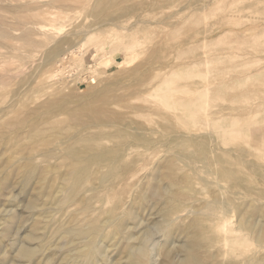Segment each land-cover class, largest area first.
I'll return each mask as SVG.
<instances>
[{"label":"rangeland","instance_id":"374dc122","mask_svg":"<svg viewBox=\"0 0 264 264\" xmlns=\"http://www.w3.org/2000/svg\"><path fill=\"white\" fill-rule=\"evenodd\" d=\"M0 19V264H264V0H1ZM172 71L184 109L154 94Z\"/></svg>","mask_w":264,"mask_h":264},{"label":"bare ground","instance_id":"6f19581e","mask_svg":"<svg viewBox=\"0 0 264 264\" xmlns=\"http://www.w3.org/2000/svg\"><path fill=\"white\" fill-rule=\"evenodd\" d=\"M1 1V0H0ZM14 1V0H13ZM82 1V0H81ZM45 1H43V3H44ZM46 2H49V1H46ZM52 2V1H51ZM8 3V2H7ZM31 3V2H30ZM42 3V4H43ZM54 3V2H53ZM50 4H52V3H50ZM49 4V5H50ZM14 5V4H13ZM54 5V4H53ZM20 7V6H19ZM25 7V6H24ZM34 7V6H33ZM51 7V6H50ZM56 7V6H55ZM2 8V7H1ZM53 8H54V6H53ZM9 9H10V7H9ZM20 9V8H19ZM44 9H45V7H44ZM66 9H68V8H66ZM65 9V10H66ZM29 10V9H28ZM45 10H47V9H45ZM201 10V9H200ZM16 11H18V10H16ZM19 11H21V10H19ZM18 11V12H19ZM27 11V10H26ZM15 12V11H14ZM17 12V13H18ZM4 13V12H3ZM17 13L16 14H14L15 16L17 15ZM35 13V12H34ZM46 13V12H45ZM14 15H13V17H14ZM41 15V14H40ZM50 15V14H49ZM53 15V14H52ZM256 15V14H255ZM263 15V14H262ZM32 16V15H31ZM37 16V15H36ZM39 16V15H38ZM46 16H47V14H46ZM45 16V17H46ZM259 16V15H258ZM35 17V16H34ZM40 17H42V16H40ZM17 18V17H16ZM32 18V17H31ZM48 18V17H47ZM251 18V17H250ZM34 19V18H33ZM16 20H18V18L16 19ZM30 20H32V19H30ZM0 21H2L1 19H0ZM261 21V20H260ZM44 22V21H43ZM6 23V22H5ZM36 23V22H35ZM38 23V22H37ZM42 23V22H41ZM45 24V23H44ZM257 24V23H256ZM36 25V24H35ZM131 25V24H130ZM28 26V25H27ZM256 26V25H255ZM261 26V25H260ZM260 26H258L257 25V29L260 27ZM264 26V25H263ZM263 26H261V27H263ZM2 27H4V26H1L0 25V28L2 29ZM37 27V26H36ZM36 27H34V28H36ZM5 28V27H4ZM4 28L2 29V30H4ZM7 28V27H6ZM10 30H12V28L13 27H8ZM7 28V29H8ZM30 28H28V30H29ZM32 29V28H31ZM45 29V28H44ZM89 29V28H88ZM87 29V30H88ZM129 29V28H128ZM262 29V28H261ZM10 30H7V32L9 31V33H11L10 32ZM91 30V29H90ZM137 30V29H136ZM256 30V29H255ZM254 29H252V31H255ZM32 31V30H31ZM43 31V30H42ZM127 31V30H126ZM0 32H2V31H0ZM81 32V31H80ZM79 32V33H80ZM88 32V31H87ZM258 32V31H257ZM256 32V33H257ZM15 33V32H14ZM33 33V32H32ZM82 33V32H81ZM86 33V32H85ZM137 33V32H136ZM252 33H254V32H252ZM256 33H255V35H256ZM0 34H3V32L2 33H0ZM16 34V33H15ZM18 34V33H17ZM35 34V33H34ZM8 35V34H7ZM21 35V34H20ZM86 35H87V33H86ZM124 35V34H123ZM246 35V34H245ZM10 36H12V35H10ZM93 34H91V35H89L88 36V38L87 39H91V38H93ZM120 36V35H119ZM3 37V36H2ZM6 37V36H5ZM122 37V36H121ZM126 37V36H125ZM128 37V36H127ZM127 37H126V39H127ZM131 37V36H130ZM246 37H248V36H246ZM251 37H253V36H251ZM264 37V36H263ZM4 38V37H3ZM24 38H26V37H24ZM120 38V37H119ZM118 38V39H119ZM86 39V40H87ZM118 39H116V40H118ZM132 39H133V36H132ZM127 40H129V39H127ZM148 40V39H147ZM133 41V40H132ZM132 41H130V42H132ZM137 41V40H136ZM35 42V41H34ZM129 42V41H128ZM129 42V43H130ZM135 42V41H134ZM138 42V41H137ZM258 42V41H257ZM36 43V42H35ZM133 43V42H132ZM204 43V42H203ZM123 44H125V42L123 43ZM137 44V43H136ZM136 44L134 43V44H129L130 46H127V47H131V48H135V46H136ZM36 45H39V44H36ZM83 45V44H82ZM82 45L80 46V48L82 47ZM139 45V44H138ZM140 45H141V43H140ZM139 45V46H140ZM122 46H124V45H122ZM126 46H124V47H126ZM143 46V45H142ZM138 47V46H137ZM79 49V48H78ZM260 50V49H259ZM58 51V50H57ZM263 51V50H262ZM261 51V52H262ZM73 52V51H72ZM56 54V53H55ZM76 54L77 55H79L77 52H76ZM74 57V56H73ZM257 57V56H256ZM255 58V57H254ZM259 59H260V57H258ZM257 58V59H258ZM262 59V58H261ZM255 60V59H254ZM75 61V60H74ZM262 61V60H261ZM260 61V62H261ZM254 63H255V61H254ZM249 64V63H248ZM250 64H253V62L252 63H250ZM248 66V65H247ZM251 66V65H250ZM259 68V67H258ZM260 72V71H259ZM250 73V72H249ZM170 74V73H169ZM188 76H190L191 75V71L190 70H188V72L186 73ZM248 74V73H247ZM246 74V75H247ZM259 74V73H258ZM249 76H250V74H248ZM253 75V74H252ZM261 75V74H260ZM178 77V74L176 73V71H172L171 72V74L169 75V76H167V77H165V79L162 81V84H160L158 87H156V89H155V97H157L158 99H159V101L161 102V103H163L165 106H168V107H170V108H172L173 110L175 109V110H178V109H184L186 106H187V101L188 100H186L185 98H183V97H177L174 93L172 94V90L174 91V92H177V91H182V92H188L189 90H190V87L188 86V87H185V86H183V85H180V86H176V87H174V88H172L173 86H174V81H175V79ZM247 77V76H246ZM262 77V76H261ZM249 78V77H248ZM152 79V78H151ZM156 84V83H155ZM157 86V85H156ZM153 87V86H152ZM151 87V88H152ZM154 88V87H153ZM171 88H172V90H171ZM144 91H145V89H144ZM206 91H207V89H204L203 91H202V95H201V97H199V99H198V101H201L202 99H204V97L206 96ZM148 93V92H147ZM151 93V92H150ZM190 102L191 103H193V100L192 99H190ZM190 102H189V104H190ZM204 103V102H203ZM263 103V102H262ZM231 109V108H230ZM259 109V108H258ZM242 110V109H241ZM240 110V111H241ZM247 110V109H246ZM75 111V110H74ZM82 113V112H81ZM92 113V112H91ZM90 113V114H91ZM80 114V113H79ZM100 115V114H99ZM98 115V116H99ZM77 116V115H76ZM236 116V115H235ZM98 118V117H97ZM69 119H70V117H69ZM235 119V118H234ZM234 121V120H233ZM235 121H237V119L235 120ZM75 123V122H74ZM234 122L231 124V125H229L230 127L229 128H231V129H233V127H234ZM226 132V131H225ZM228 132H229V130H228ZM141 133V132H140ZM203 133V132H202ZM221 133H222V131H221ZM220 133V131H219V134H221ZM230 133H232L230 136H232V137H234L236 134H234L233 133V130H231V132ZM191 134V133H190ZM223 134V133H222ZM225 134V133H224ZM228 134V133H227ZM234 134V135H233ZM208 135V134H207ZM229 135V134H228ZM241 135V134H240ZM247 135V134H246ZM245 135V136H246ZM191 136V135H190ZM193 136H195V135H193ZM211 136V135H210ZM216 136V135H215ZM227 135H223L222 136V139L224 138V137H226ZM229 136V138H231ZM244 136V137H245ZM80 137V136H79ZM238 137V136H237ZM213 138V137H212ZM217 138V137H216ZM227 138V137H226ZM228 138V139H229ZM218 139V138H217ZM99 140V139H98ZM225 140V139H224ZM233 140H236V143H239L238 142V140L237 139H233L232 138V141ZM247 140V139H246ZM80 141V140H79ZM88 141V140H87ZM169 141V140H168ZM221 141H223V140H221ZM231 141V140H230ZM232 141H231V144H232ZM240 141V140H239ZM242 141V140H241ZM247 141H250V139H248ZM224 142V141H223ZM235 142V141H234ZM233 142V143H234ZM127 143V142H126ZM164 143V142H163ZM245 144H248V142L246 143V142H244ZM243 143V144H244ZM138 144V143H137ZM159 144V143H158ZM158 144H156V145H158ZM224 144V143H223ZM229 144V143H228ZM228 144H225V145H228ZM121 145V144H120ZM217 145V144H216ZM230 145V144H229ZM228 145V146H229ZM233 145V144H232ZM159 146V145H158ZM162 146V145H161ZM170 146V145H169ZM126 147V146H125ZM238 147V146H237ZM257 148H258V146H257ZM261 149H263L262 147H261ZM260 150V149H259ZM234 151V150H233ZM127 152V151H126ZM237 153V152H236ZM100 155V154H99ZM126 155V154H125ZM158 155V154H157ZM261 157V156H260ZM237 159V158H236ZM242 159V158H241ZM263 159V158H262ZM93 160V159H92ZM197 160V159H196ZM260 160V159H259ZM126 161V160H125ZM255 161H257V160H255ZM34 162V161H33ZM110 162V161H109ZM201 162V161H200ZM253 162V161H252ZM28 163H29V161H28ZM27 164V163H26ZM112 165V164H111ZM27 166V165H26ZM86 166V165H85ZM91 166V165H90ZM257 168V167H256ZM262 168V167H261ZM34 169V168H33ZM81 169V168H80ZM79 169V170H80ZM28 170V169H27ZM79 170L77 171V172H79ZM257 170V169H256ZM35 171V170H34ZM259 171V170H258ZM29 172H31V171H29ZM33 172V171H32ZM76 172V171H75ZM28 173V172H27ZM30 174H32V173H30ZM255 175V174H254ZM262 175H263V173H262ZM261 175V176H262ZM25 177H26V181H28V179H29V174L26 176L25 175ZM24 177V178H25ZM23 178V179H24ZM242 178V177H241ZM243 179V178H242ZM24 181V180H23ZM25 184V183H24ZM27 186V185H26ZM28 187V186H27ZM25 188V187H24ZM226 189H228V188H226ZM257 191V190H256ZM156 192V191H155ZM232 194V193H231ZM230 196V195H229ZM230 198V197H229ZM243 200V199H242ZM229 201H231V200H229ZM233 202V201H232ZM217 203V202H216ZM226 203H228V202H226ZM225 203V204H226ZM240 203V202H239ZM214 204V203H213ZM224 204V205H225ZM232 204H234V203H232ZM230 205V204H229ZM236 205V204H235ZM248 205V204H247ZM214 206V205H213ZM215 207V206H214ZM240 209V208H239ZM212 210H214V209H212ZM222 210V209H221ZM218 209H217V213H218ZM174 212V211H173ZM9 213V212H8ZM9 216V215H8ZM7 217V216H6ZM5 217V218H6ZM163 221V220H162ZM161 221V222H162ZM169 221V220H168ZM212 224V223H211ZM11 226V225H10ZM209 226V225H208ZM216 226H218V228L220 229L219 231H223L224 232V240H225V245H226V247H227V245H233V246H241L242 244H244V243H246V238H239V237H236L237 236V232H239V231H237L236 232V230H239V229H233L232 228V226H231V224H230V222H228V221H225V222H221L220 223V225H219V223H218V225H216ZM214 227V225L212 226V228ZM98 228V227H97ZM210 228V227H209ZM208 227H207V230L209 229ZM215 228V227H214ZM6 229V228H5ZM151 229V228H150ZM8 230V229H7ZM211 229H209L208 231H210ZM214 231H215V229H213ZM6 230H4V232H5ZM207 231V232H208ZM218 231V230H217ZM5 233H7V232H5ZM205 233V232H204ZM213 233L214 232H212V233H210V234H212V236H213ZM2 234V233H1ZM209 234V235H210ZM216 234H220V232L219 233H216ZM215 235V234H214ZM236 235V236H235ZM30 236H32V235H30ZM211 236V237H212ZM216 236V235H215ZM220 236H221V234H220ZM33 237V236H32ZM34 237H36V236H34ZM210 237V236H209ZM240 237H241V235H240ZM214 238V237H213ZM216 238L218 239V237L216 236ZM215 238V239H216ZM220 238V237H219ZM205 239H207V238H205ZM210 240V239H209ZM212 240H214V239H212ZM215 241H217V240H215ZM222 242V241H221ZM29 245V244H28ZM21 246L20 248H19V251L17 252L18 254H19V256H21V257H30L32 254H33V248H31V247H29V246ZM224 245V246H225ZM208 247V246H207ZM211 247V246H210ZM242 247V246H241ZM96 248V247H95ZM240 248V247H239ZM244 248V247H243ZM231 250V249H230ZM239 251V250H238ZM242 251V250H241ZM251 252V251H250ZM258 252V251H257ZM239 253V252H238ZM237 253V254H238ZM254 253H255V251H254ZM263 253V252H262ZM227 254V253H226ZM229 256V255H228ZM247 256V255H246ZM254 256V255H253ZM255 257V256H254ZM254 257H253V259H254ZM91 258V257H90ZM88 259V258H87ZM233 260V259H232ZM247 260V259H246ZM85 261H86V259H85ZM227 262V261H226ZM252 262V261H251ZM88 263V262H87ZM262 263V262H261ZM222 264V263H221Z\"/></svg>","mask_w":264,"mask_h":264}]
</instances>
